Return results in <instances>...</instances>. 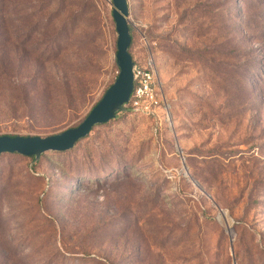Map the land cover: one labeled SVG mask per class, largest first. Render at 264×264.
Segmentation results:
<instances>
[{
	"label": "rangeland",
	"instance_id": "1",
	"mask_svg": "<svg viewBox=\"0 0 264 264\" xmlns=\"http://www.w3.org/2000/svg\"><path fill=\"white\" fill-rule=\"evenodd\" d=\"M167 112L0 155V264H264V0H127ZM110 0H0V136L76 127L117 78Z\"/></svg>",
	"mask_w": 264,
	"mask_h": 264
},
{
	"label": "water",
	"instance_id": "2",
	"mask_svg": "<svg viewBox=\"0 0 264 264\" xmlns=\"http://www.w3.org/2000/svg\"><path fill=\"white\" fill-rule=\"evenodd\" d=\"M117 33L115 62L120 69L119 75L105 90L101 100L86 114L82 121L64 132L42 136L3 135L0 136V155L20 154L38 160L48 151L65 152L75 143L89 135L96 125L107 123L117 112L125 111L130 101L133 81V62L129 55L131 37L128 29L127 0H110Z\"/></svg>",
	"mask_w": 264,
	"mask_h": 264
},
{
	"label": "built area",
	"instance_id": "3",
	"mask_svg": "<svg viewBox=\"0 0 264 264\" xmlns=\"http://www.w3.org/2000/svg\"><path fill=\"white\" fill-rule=\"evenodd\" d=\"M133 81L130 101L125 105V111L134 115L148 117L154 125L160 113L167 112L163 99L157 88L154 71L148 65H133Z\"/></svg>",
	"mask_w": 264,
	"mask_h": 264
},
{
	"label": "trees",
	"instance_id": "4",
	"mask_svg": "<svg viewBox=\"0 0 264 264\" xmlns=\"http://www.w3.org/2000/svg\"><path fill=\"white\" fill-rule=\"evenodd\" d=\"M134 65V64H133Z\"/></svg>",
	"mask_w": 264,
	"mask_h": 264
}]
</instances>
